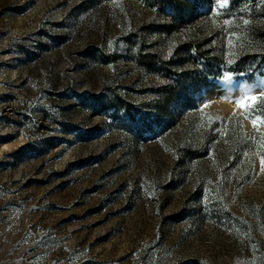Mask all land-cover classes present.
I'll list each match as a JSON object with an SVG mask.
<instances>
[{
  "label": "rangeland",
  "instance_id": "rangeland-1",
  "mask_svg": "<svg viewBox=\"0 0 264 264\" xmlns=\"http://www.w3.org/2000/svg\"><path fill=\"white\" fill-rule=\"evenodd\" d=\"M263 9L0 0V264H264Z\"/></svg>",
  "mask_w": 264,
  "mask_h": 264
},
{
  "label": "snow or ice",
  "instance_id": "snow-or-ice-1",
  "mask_svg": "<svg viewBox=\"0 0 264 264\" xmlns=\"http://www.w3.org/2000/svg\"><path fill=\"white\" fill-rule=\"evenodd\" d=\"M245 23H247V21H245ZM231 78V74H225L224 79L231 80ZM262 97H264V93H261V96L258 97L251 93L245 92L239 99L234 101L238 107H242L245 110L246 118H252L254 128L256 127L257 121L261 119L260 115H252L256 111L254 105L257 103H264V99H262ZM261 112L264 114V110H261ZM261 122L264 123V121ZM261 165V170L264 171V157L261 158Z\"/></svg>",
  "mask_w": 264,
  "mask_h": 264
},
{
  "label": "trees",
  "instance_id": "trees-1",
  "mask_svg": "<svg viewBox=\"0 0 264 264\" xmlns=\"http://www.w3.org/2000/svg\"><path fill=\"white\" fill-rule=\"evenodd\" d=\"M177 8H179V7H177ZM256 13L260 14L261 18L264 20V9H263V11L262 10L256 11ZM263 26H264V22H263ZM262 29L264 30V27H262Z\"/></svg>",
  "mask_w": 264,
  "mask_h": 264
}]
</instances>
